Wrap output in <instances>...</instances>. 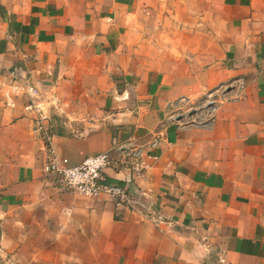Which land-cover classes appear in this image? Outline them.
Instances as JSON below:
<instances>
[{
    "label": "crops",
    "instance_id": "crops-1",
    "mask_svg": "<svg viewBox=\"0 0 264 264\" xmlns=\"http://www.w3.org/2000/svg\"><path fill=\"white\" fill-rule=\"evenodd\" d=\"M174 2L0 0V264H264V0ZM220 88L209 126L168 119ZM31 104L65 167L140 149L104 176L142 206L60 192Z\"/></svg>",
    "mask_w": 264,
    "mask_h": 264
},
{
    "label": "built area",
    "instance_id": "built-area-1",
    "mask_svg": "<svg viewBox=\"0 0 264 264\" xmlns=\"http://www.w3.org/2000/svg\"><path fill=\"white\" fill-rule=\"evenodd\" d=\"M225 92L224 88L209 92L198 102L182 98L170 106L168 119L177 124L178 128L207 127L213 121L218 107L227 100ZM26 110L36 112L33 132L45 143L42 174L46 179L54 182L60 192L89 198L104 196L116 206L130 209L142 206L137 199L130 198L122 188L108 184L104 176L105 171L115 162L131 166V170L140 175L145 168L139 160L140 149L131 148L129 145L117 146L103 154L87 157L77 166L65 167L60 163L51 143L49 119L46 114L34 104L28 105ZM155 145L156 142H153L152 147ZM116 156L121 157L120 161L115 160Z\"/></svg>",
    "mask_w": 264,
    "mask_h": 264
},
{
    "label": "rangeland",
    "instance_id": "rangeland-1",
    "mask_svg": "<svg viewBox=\"0 0 264 264\" xmlns=\"http://www.w3.org/2000/svg\"><path fill=\"white\" fill-rule=\"evenodd\" d=\"M168 1H170V3H168L170 6L175 5L174 0H168ZM189 1L191 2V5L202 6L204 9L205 7H208V4L211 2V0H189ZM190 2H188V4H190ZM219 2H220L221 22H225V18L227 17V6L231 4V0H219Z\"/></svg>",
    "mask_w": 264,
    "mask_h": 264
}]
</instances>
